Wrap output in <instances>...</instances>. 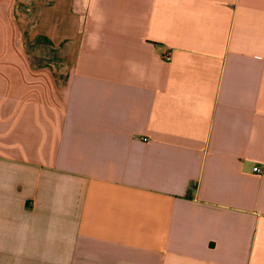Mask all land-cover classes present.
I'll use <instances>...</instances> for the list:
<instances>
[{
	"label": "crops",
	"instance_id": "obj_1",
	"mask_svg": "<svg viewBox=\"0 0 264 264\" xmlns=\"http://www.w3.org/2000/svg\"><path fill=\"white\" fill-rule=\"evenodd\" d=\"M264 0H0V264H264Z\"/></svg>",
	"mask_w": 264,
	"mask_h": 264
},
{
	"label": "built area",
	"instance_id": "obj_2",
	"mask_svg": "<svg viewBox=\"0 0 264 264\" xmlns=\"http://www.w3.org/2000/svg\"><path fill=\"white\" fill-rule=\"evenodd\" d=\"M253 172H255L257 174H262L264 172V168L259 166V165H255L253 167Z\"/></svg>",
	"mask_w": 264,
	"mask_h": 264
}]
</instances>
